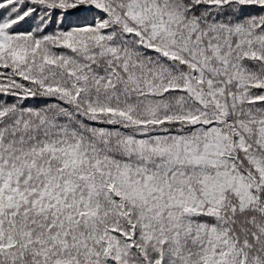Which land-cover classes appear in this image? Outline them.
<instances>
[{
    "label": "snow or ice",
    "instance_id": "snow-or-ice-1",
    "mask_svg": "<svg viewBox=\"0 0 264 264\" xmlns=\"http://www.w3.org/2000/svg\"><path fill=\"white\" fill-rule=\"evenodd\" d=\"M0 264H264V0H0Z\"/></svg>",
    "mask_w": 264,
    "mask_h": 264
}]
</instances>
